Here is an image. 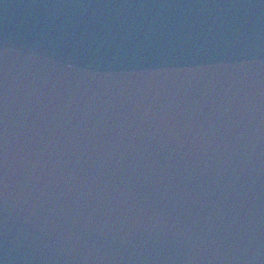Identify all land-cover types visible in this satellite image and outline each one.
Listing matches in <instances>:
<instances>
[{
	"label": "water",
	"instance_id": "1",
	"mask_svg": "<svg viewBox=\"0 0 264 264\" xmlns=\"http://www.w3.org/2000/svg\"><path fill=\"white\" fill-rule=\"evenodd\" d=\"M0 264H264V0H0Z\"/></svg>",
	"mask_w": 264,
	"mask_h": 264
}]
</instances>
